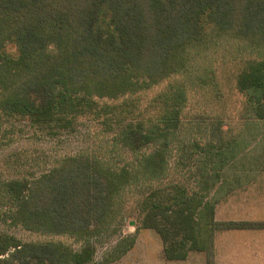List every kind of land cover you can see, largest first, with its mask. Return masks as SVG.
<instances>
[{
	"label": "trees",
	"instance_id": "trees-1",
	"mask_svg": "<svg viewBox=\"0 0 264 264\" xmlns=\"http://www.w3.org/2000/svg\"><path fill=\"white\" fill-rule=\"evenodd\" d=\"M215 36L247 40L254 56L226 71L204 54L194 61ZM223 85L241 94V115L264 120V0H0V147L16 134L55 141L86 120L100 128L88 151L16 152L0 175V264L118 260L135 235L96 262L92 238L131 185L143 186L140 226L158 234L167 259L202 252L215 264L218 231L264 228L215 218L216 191L264 169V156L243 162L234 134L215 140L219 118L204 142L201 121L186 132L192 92L218 99ZM15 228L79 246L22 239Z\"/></svg>",
	"mask_w": 264,
	"mask_h": 264
},
{
	"label": "rangeland",
	"instance_id": "rangeland-1",
	"mask_svg": "<svg viewBox=\"0 0 264 264\" xmlns=\"http://www.w3.org/2000/svg\"><path fill=\"white\" fill-rule=\"evenodd\" d=\"M253 53L245 39L215 36L207 42L204 50L193 60L199 61V57L204 54V59L214 58L217 66L224 68L223 71H226L233 66L235 61H239L240 58L247 56H254ZM161 85L156 86V89ZM229 86L231 87V85ZM229 86L223 85V95L218 99L204 90L192 92L190 114L194 113L187 117L186 132L188 135H193L200 128L203 136L202 142H204L208 139L207 136L210 131L208 124L211 123V120H218L219 118L222 125L217 129L219 137H215V140H219L220 138V141H226L228 136L234 134L240 143V148L243 149L239 155H242L241 159L243 162H248V157L259 153V155H262L260 159H263L264 120L241 115L242 96L234 88H228ZM195 108L197 109L195 110ZM195 111L206 114V116L201 117ZM199 121H201L202 125L197 128L196 125ZM99 129V125L96 122L86 120L80 123L76 133L65 135L55 141L32 140L26 138L23 134L13 135L11 137L13 138L12 143L0 147V175H6L10 171L11 164L15 163L16 152L21 149L27 148L30 150L33 147H40L45 152L53 154L74 153L82 150L88 151L96 146ZM239 164L241 163L237 165ZM227 182L226 184L230 186L234 180L230 178ZM142 191V185L127 187L117 202L113 222L107 230L92 238V241L96 244L95 262L110 252L116 242L128 238L133 234L136 238L133 247L111 264H166L162 254V241L158 234L151 229L140 226L141 214L138 202ZM213 193L215 194V189L212 190ZM13 232L22 239H59L79 246V242L68 235H42L18 228L13 229ZM203 258V254L190 252L186 262L176 261L168 264H202Z\"/></svg>",
	"mask_w": 264,
	"mask_h": 264
},
{
	"label": "crops",
	"instance_id": "crops-1",
	"mask_svg": "<svg viewBox=\"0 0 264 264\" xmlns=\"http://www.w3.org/2000/svg\"><path fill=\"white\" fill-rule=\"evenodd\" d=\"M261 172L263 173L260 174ZM236 176L230 186L224 184L216 191L215 218L263 221L264 169H248ZM162 254L166 264L186 262L190 255L189 253L185 259L176 260L167 259L163 252ZM201 262L205 264V257ZM215 264H264V228L218 231L215 236Z\"/></svg>",
	"mask_w": 264,
	"mask_h": 264
}]
</instances>
